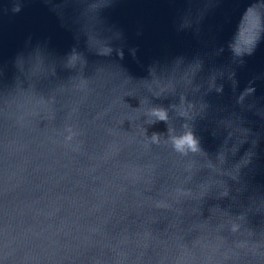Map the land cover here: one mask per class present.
I'll return each mask as SVG.
<instances>
[{
    "label": "water",
    "instance_id": "95a60500",
    "mask_svg": "<svg viewBox=\"0 0 264 264\" xmlns=\"http://www.w3.org/2000/svg\"><path fill=\"white\" fill-rule=\"evenodd\" d=\"M0 264H264V0H0Z\"/></svg>",
    "mask_w": 264,
    "mask_h": 264
},
{
    "label": "clouds",
    "instance_id": "9594fccd",
    "mask_svg": "<svg viewBox=\"0 0 264 264\" xmlns=\"http://www.w3.org/2000/svg\"><path fill=\"white\" fill-rule=\"evenodd\" d=\"M153 115L157 116L160 120L166 119L165 113L160 110H155ZM185 145L190 146L193 150H195L196 141L191 134H186L185 136L175 140V147L177 150H182V147Z\"/></svg>",
    "mask_w": 264,
    "mask_h": 264
}]
</instances>
